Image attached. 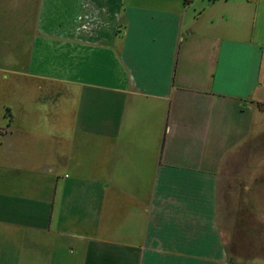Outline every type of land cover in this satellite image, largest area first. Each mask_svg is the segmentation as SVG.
<instances>
[{
  "label": "crops",
  "instance_id": "1",
  "mask_svg": "<svg viewBox=\"0 0 264 264\" xmlns=\"http://www.w3.org/2000/svg\"><path fill=\"white\" fill-rule=\"evenodd\" d=\"M1 94L0 264H256L217 199L264 195V0H0Z\"/></svg>",
  "mask_w": 264,
  "mask_h": 264
},
{
  "label": "rangeland",
  "instance_id": "2",
  "mask_svg": "<svg viewBox=\"0 0 264 264\" xmlns=\"http://www.w3.org/2000/svg\"><path fill=\"white\" fill-rule=\"evenodd\" d=\"M3 94L0 97V121L4 116ZM262 111V110H261ZM257 128L264 121L256 116ZM255 141L262 152L264 144V131H256ZM258 148V147H256ZM238 178L219 180L217 199V215L219 229L228 253L249 263L259 264L264 260V195L247 194L243 191L246 179L241 172L235 173ZM246 176V173H245ZM242 186L240 183H242ZM239 186H241L239 188Z\"/></svg>",
  "mask_w": 264,
  "mask_h": 264
}]
</instances>
